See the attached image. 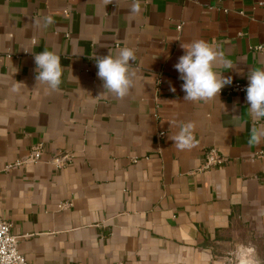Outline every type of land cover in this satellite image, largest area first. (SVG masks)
Here are the masks:
<instances>
[{
	"label": "crops",
	"instance_id": "obj_1",
	"mask_svg": "<svg viewBox=\"0 0 264 264\" xmlns=\"http://www.w3.org/2000/svg\"><path fill=\"white\" fill-rule=\"evenodd\" d=\"M133 3L0 0V218L28 264H232L241 246L264 264V139L248 144L264 119L246 93L224 94L264 69V0H139L138 14ZM197 40L233 63L217 65L232 84L207 102L183 99L174 68ZM124 47L137 58L120 99L93 57ZM43 50L61 57L56 91L35 78ZM189 121L195 146L179 150Z\"/></svg>",
	"mask_w": 264,
	"mask_h": 264
},
{
	"label": "clouds",
	"instance_id": "obj_2",
	"mask_svg": "<svg viewBox=\"0 0 264 264\" xmlns=\"http://www.w3.org/2000/svg\"><path fill=\"white\" fill-rule=\"evenodd\" d=\"M111 3L113 0H105V4ZM130 11L133 14L141 11L139 0H134ZM54 22L51 16H46L44 27ZM181 47L185 50V54L178 58L174 68L180 74L179 79L183 81L181 88L185 93L184 100L207 102L219 97L221 90L232 84L231 76L224 77L222 72L215 70L221 63L226 69L233 67L231 60L224 59V54L219 50L218 45L197 40L187 46L181 45ZM93 58L96 60L98 69L96 75L103 82V89L120 99L127 96L134 86L135 72L131 70L130 62H134L137 58L135 51L124 47L120 49L116 57L108 54ZM34 62L37 72L36 81L44 82L53 91L58 90L62 83L61 77L64 70L61 66V57L53 51L43 50L34 55ZM248 81L245 91L246 100L250 105L248 107L250 115L254 120L264 119V69H251ZM170 91L175 92V88L171 85ZM232 111H237L235 105ZM194 131L195 124L191 121L180 126L178 134L172 137V141L179 150L195 146ZM262 139H264V128L253 127L248 139L249 146L260 144Z\"/></svg>",
	"mask_w": 264,
	"mask_h": 264
},
{
	"label": "built area",
	"instance_id": "obj_3",
	"mask_svg": "<svg viewBox=\"0 0 264 264\" xmlns=\"http://www.w3.org/2000/svg\"><path fill=\"white\" fill-rule=\"evenodd\" d=\"M263 3H260L259 6H263ZM257 50H262V46H258ZM160 79L157 80V84H160ZM248 83L237 81L232 84L227 90L224 91V94L236 95L246 93L245 89ZM43 152L42 144H37L32 147L30 150L28 161L32 163H37L41 161V154ZM259 156H263L264 153L260 152ZM206 164H221V160L214 156L212 153H207L205 155ZM70 161V158L64 156L63 158H56L54 163L58 167H62ZM17 166L20 165V162H16ZM12 224L6 220L0 218V264H28L25 257L18 250V241L17 238L12 234Z\"/></svg>",
	"mask_w": 264,
	"mask_h": 264
},
{
	"label": "water",
	"instance_id": "obj_4",
	"mask_svg": "<svg viewBox=\"0 0 264 264\" xmlns=\"http://www.w3.org/2000/svg\"><path fill=\"white\" fill-rule=\"evenodd\" d=\"M236 261V264H261L254 246L250 248L241 246L238 250Z\"/></svg>",
	"mask_w": 264,
	"mask_h": 264
},
{
	"label": "rangeland",
	"instance_id": "obj_5",
	"mask_svg": "<svg viewBox=\"0 0 264 264\" xmlns=\"http://www.w3.org/2000/svg\"><path fill=\"white\" fill-rule=\"evenodd\" d=\"M251 246H249V248H250ZM261 250V249H260ZM262 251H264V250H262ZM257 253V252H256ZM261 253V252H260ZM237 263V261L235 260V262L234 263H232V264H236ZM262 264V263H261Z\"/></svg>",
	"mask_w": 264,
	"mask_h": 264
}]
</instances>
